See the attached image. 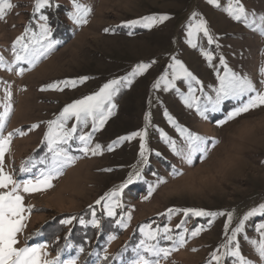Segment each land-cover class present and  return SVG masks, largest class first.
I'll return each instance as SVG.
<instances>
[{
	"label": "rangeland",
	"instance_id": "1",
	"mask_svg": "<svg viewBox=\"0 0 264 264\" xmlns=\"http://www.w3.org/2000/svg\"><path fill=\"white\" fill-rule=\"evenodd\" d=\"M50 2L52 7L45 6L36 12V0H11L13 7L0 19V55L10 64L16 38L24 35V42L28 43L33 33L39 36L41 24L46 23L51 29L49 39L61 42L35 67L13 64L12 71L0 69V101L6 90L12 92L13 110L4 135L16 129L25 133L13 136L10 151L5 154V170L14 179H35L46 167L39 162L51 156L45 140L48 122L56 120L66 105L98 91L109 80L127 76L137 64H150V67L135 76L131 85L120 87L112 98L113 114L102 128L93 132L91 121L87 127L77 125L74 135L92 133L91 146L99 143L101 155L78 159L53 181L54 187L48 191L21 192L25 208L30 207L31 212L25 211L26 227L19 234L20 246L46 245L43 251L49 260L59 255L60 261L75 264H130L138 259V251L145 255L137 246L146 239L141 227L150 225L151 229L161 231L157 240L146 241L149 244L158 241L160 247H171L181 233L186 239L183 247L161 259L160 264H209V261L216 264L212 253L217 249L220 253L227 251L221 246L243 217L264 204V108L219 127L217 121L247 100V96L225 100L219 112H205V119L195 108L185 105L181 96L188 93L185 80L176 81L179 92L165 91L163 84L159 89H153L152 85L165 71L171 79L168 65L175 57L199 81L198 84L192 81V87L202 105L207 104V97L215 99L218 77L226 74L225 65L231 73L251 80L258 91H264V33L230 18L224 11L229 0H219L220 7L210 5L207 0H81L93 9L88 23L83 25L75 24L69 17L73 11L71 0ZM241 3L249 19L264 16V0H241ZM154 14H168L170 19L151 28L143 24L123 26L126 21ZM41 15L47 17L46 22L40 19ZM201 19L206 21L214 42L209 44L207 37L198 33L197 46L193 48L187 42L188 29ZM49 20H53V28ZM106 28L109 31L105 32ZM202 52L211 53L212 61ZM20 68L26 69L23 74H18ZM84 76L89 79L75 88L63 85H60L63 91L47 88L62 80ZM146 115H150L149 121L145 120ZM169 116L174 123L169 121ZM73 124L75 118L68 120L65 128ZM177 128L218 139L220 143L212 150L209 160L200 162L197 158L193 166L183 165L161 136L163 132L182 148L185 145ZM143 130L147 131L146 165L140 162V137L107 150L119 137ZM69 143L72 154L82 155L76 151L81 146L78 140ZM29 163L36 166L30 172H20L21 165ZM172 165L186 169L185 176L170 179L167 174ZM134 169H142L144 180L128 185L117 197L108 199L107 194L118 190ZM153 173L165 177L168 183L145 199L148 184L156 179ZM97 200L101 202L97 204ZM116 201L119 206H115ZM110 207L115 212L113 216L108 215ZM170 208L203 209L224 215L185 216L182 211L169 215ZM228 213L232 214V220L225 234ZM93 219L99 222L98 228L91 223ZM66 220L71 222L62 223ZM118 220L127 226L121 227ZM181 221L184 224L178 228ZM260 224H264V214L250 217L234 241L239 244L241 255L252 264H264L251 243L261 239L257 231ZM165 227L171 232L165 234L162 231ZM197 228L201 229L200 233L191 236ZM149 230L145 228V233ZM165 235L173 239H161ZM234 261L235 258L226 257L222 264H234Z\"/></svg>",
	"mask_w": 264,
	"mask_h": 264
},
{
	"label": "snow or ice",
	"instance_id": "2",
	"mask_svg": "<svg viewBox=\"0 0 264 264\" xmlns=\"http://www.w3.org/2000/svg\"><path fill=\"white\" fill-rule=\"evenodd\" d=\"M207 2L210 5L220 7L219 0H207ZM71 3L73 11L69 13L70 19L77 25L87 24V18L93 11L92 7L88 4L81 3V0H71ZM45 6L52 7L50 0H36L35 11L39 12L40 9ZM12 7L11 0H0V19H3L5 11L10 10ZM224 11L233 20L243 21L247 27L264 33V16L258 19H249L241 0H229ZM196 15V13H193V16ZM40 19L45 22L47 21V17L43 15L40 16ZM168 19H170L168 14H154L141 17L138 20L126 21L123 26L132 27L137 24H143L145 27L151 28ZM27 31L28 29L25 30L26 33ZM104 31L107 32L109 29L106 28ZM198 33H203V35L207 37L209 44L214 42V38L210 34L206 21L201 19L195 25H190L188 29L187 42L193 48L197 46L195 40L198 38ZM50 36L51 29L44 23L40 25L39 36L37 37V34L33 33V38L28 43L24 42V35L17 37L11 49L13 54L11 64L5 59L4 55H0V69L12 71L13 64H27L30 67H35L38 62L42 59H46L56 46L61 43L60 41L49 39ZM202 54L209 62L212 61L213 57L211 53L202 52ZM220 62L224 64L223 58H221ZM149 67L150 64H137L127 76L109 80L104 83L98 91L66 105L56 120L49 121V131L45 135V140L48 142V151L51 153V156L47 160L42 159L39 162L45 164L46 167L39 171L35 179L16 180L10 172L5 170V154L10 151L13 136L16 134H25L20 129H16L4 135L6 123L13 110L11 100L12 92L10 90L5 91L4 99L0 101V107L3 108V111L0 112V264H75L74 261H60L59 255H57L55 260L47 259L46 257L48 254L43 251L46 245L35 247L28 245L20 246L21 241L19 239V234H21L26 227L25 211L31 212L30 207L28 209L25 208L24 196L21 195V192L31 194L48 191L54 187L53 181L63 176L65 170L74 165L78 159L88 157L89 155H101L102 146L99 143L91 146L92 133H83L78 136L74 135L77 133V125L87 127L91 121L93 132L98 130V128H102L107 119L113 114L112 110L115 108V105L112 104V98L120 90V87L131 85L132 79L145 72ZM168 67L172 70L171 79H169V73L165 71L153 83L152 88L159 89L163 84L165 91L168 89H176L177 92H179V89L176 88V81L179 79L185 80L188 83V93L186 95L181 93L185 105L188 108H195L205 119H207L204 115L205 112H219L221 110L220 106L225 100H240L241 97H248L247 100L241 101L238 106L228 111L223 119L217 121L219 127H223L229 124V122H236L238 118L254 110L264 108V91H258L251 80L241 78L235 73H231L226 65V74L218 77L220 83L219 87L215 90V99L207 97V104L205 105H202L199 98L195 96V89L192 87V81H196L197 84L199 81L184 64L175 57H172V63L169 64ZM25 70V68H20L18 74H23ZM262 71H264V69H262ZM88 79V77L84 76L77 79L62 80L48 85L47 88L63 91L60 85L75 88L78 84H83ZM207 105H211V107ZM165 115L167 116L168 114L165 113ZM72 118H75L76 124H73L71 128H65V123ZM168 119L170 122L174 123L170 116ZM145 120L149 121L150 115H146ZM36 127H38V125H32V128ZM177 131L181 134L184 141L185 146L182 148L178 147L176 141L170 140L163 132L161 136L169 144L174 155L180 158L181 164L183 165L193 166L197 158H199L200 162L209 160L212 150L220 143L218 139L193 134L187 129L177 128ZM242 132L243 128L240 129V133ZM146 136V130L133 132L127 136H121L109 144L107 150L112 151L115 145L123 141L132 140L135 137H140V162L146 165L148 163V149L145 141ZM74 139L79 141L81 146L76 149V151L82 155L72 154V145L69 142ZM156 155L159 156L160 153H156ZM35 166V163H29L27 166L22 164L20 172H30ZM105 170L110 171L111 169ZM185 174L186 169L172 165L167 175L170 179L176 180L184 177ZM153 176H155L156 179L148 184V194L145 199L151 197L161 185L168 183L165 177L159 176L157 173H153ZM143 180L144 176L142 175V169H134L133 172L128 174L127 179L119 186L118 190H114L112 193L107 194V198L111 200L113 197H117L119 192L128 185ZM103 199H105V197H101V200ZM100 202V200L96 201L97 204ZM115 206H119L118 201L115 202ZM176 211H182L185 216L189 214L197 217L224 215L222 212L212 213L203 209L194 208H185L182 210L170 208L167 210V214L170 215ZM258 213L264 214V204H260L257 208H253L243 217L239 226L232 231V235L228 238L227 242L221 246L227 249V251L220 253L219 249H217L216 252L212 253V260H214L216 264H222L223 259L226 257L235 258L234 264H252L251 261L245 259V257L241 255L239 244H234V241L236 240V234L243 230L244 222ZM108 215H115L111 207L109 208ZM227 215L228 223L224 226L225 234H227L228 225L232 220V214L228 213ZM93 216H95V213H93ZM130 218L129 216V219ZM70 222V220L62 221V223ZM81 223H83V220H81ZM91 223L97 228L100 226L99 222L95 219H93ZM117 224H120L121 227L127 226L126 223H122L119 220ZM183 224L184 221H181V224L177 225V227H182ZM145 228L150 230L145 233ZM140 231L145 234L146 239H142L137 248L142 250L145 255H141L138 251V259L131 261L130 264H160L161 259H167L172 252L178 250L179 247H183L186 243L185 236L181 233L179 238L173 241V246L166 248L160 247L158 241L155 244L146 242L148 240H157V236L161 231L159 228L151 229L150 225H144L141 227ZM162 231L167 234L171 232V229L165 227ZM187 231L188 229L185 228L184 232ZM200 231V228L195 229L191 232V236H197ZM257 231L260 233L261 239L259 242L254 240L251 243L255 246V251L259 259L264 261V224H260ZM114 238L115 237H110V239ZM161 239L172 240L173 238L171 235H165L161 237ZM193 251H195V249H193ZM149 257H153L154 259H149ZM104 259L107 260L108 257L105 256ZM209 264H212V262L209 261Z\"/></svg>",
	"mask_w": 264,
	"mask_h": 264
},
{
	"label": "trees",
	"instance_id": "3",
	"mask_svg": "<svg viewBox=\"0 0 264 264\" xmlns=\"http://www.w3.org/2000/svg\"><path fill=\"white\" fill-rule=\"evenodd\" d=\"M49 26L53 28V20H49Z\"/></svg>",
	"mask_w": 264,
	"mask_h": 264
}]
</instances>
